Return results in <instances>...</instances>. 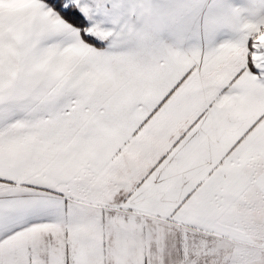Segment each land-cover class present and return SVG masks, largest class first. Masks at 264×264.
I'll list each match as a JSON object with an SVG mask.
<instances>
[{
  "label": "snow or ice",
  "instance_id": "snow-or-ice-1",
  "mask_svg": "<svg viewBox=\"0 0 264 264\" xmlns=\"http://www.w3.org/2000/svg\"><path fill=\"white\" fill-rule=\"evenodd\" d=\"M0 264H264V0H0Z\"/></svg>",
  "mask_w": 264,
  "mask_h": 264
},
{
  "label": "clouds",
  "instance_id": "clouds-1",
  "mask_svg": "<svg viewBox=\"0 0 264 264\" xmlns=\"http://www.w3.org/2000/svg\"><path fill=\"white\" fill-rule=\"evenodd\" d=\"M26 4V0H11V5L12 6H17V7H23ZM4 7L7 9L9 7L8 3H5Z\"/></svg>",
  "mask_w": 264,
  "mask_h": 264
},
{
  "label": "crops",
  "instance_id": "crops-1",
  "mask_svg": "<svg viewBox=\"0 0 264 264\" xmlns=\"http://www.w3.org/2000/svg\"><path fill=\"white\" fill-rule=\"evenodd\" d=\"M237 2H240V0H237ZM245 2H247V0H245Z\"/></svg>",
  "mask_w": 264,
  "mask_h": 264
}]
</instances>
